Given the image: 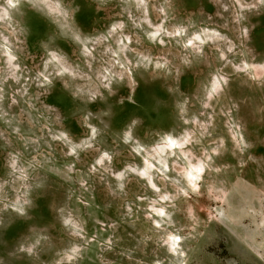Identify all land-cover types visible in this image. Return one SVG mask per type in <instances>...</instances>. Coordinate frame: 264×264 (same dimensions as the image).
<instances>
[{
    "label": "rangeland",
    "instance_id": "1",
    "mask_svg": "<svg viewBox=\"0 0 264 264\" xmlns=\"http://www.w3.org/2000/svg\"><path fill=\"white\" fill-rule=\"evenodd\" d=\"M0 264H264V3L0 0Z\"/></svg>",
    "mask_w": 264,
    "mask_h": 264
},
{
    "label": "clouds",
    "instance_id": "2",
    "mask_svg": "<svg viewBox=\"0 0 264 264\" xmlns=\"http://www.w3.org/2000/svg\"><path fill=\"white\" fill-rule=\"evenodd\" d=\"M21 2H23V0H21ZM260 2H261V3H264V0H260ZM177 34H179V33H177ZM195 39L198 40V39H199V36H196ZM95 101H96V100H92L91 102H95ZM132 122L134 123L135 120H133ZM73 151H75V149H73ZM105 159H110V157L108 156L107 153H104V154L102 155L101 159H99V160L97 161V163H98V164H102V163L104 162ZM149 167H151V165H149ZM165 167H166V165H165ZM141 175H147V173H146V172H143V173H141ZM122 177H123V173H120V174H118V176H117L118 179H120V178H122ZM121 187H123V186L121 185ZM153 187H155V186L153 185ZM163 199L167 200L168 197L165 196V197H163ZM177 239H178V237H177Z\"/></svg>",
    "mask_w": 264,
    "mask_h": 264
},
{
    "label": "bare ground",
    "instance_id": "3",
    "mask_svg": "<svg viewBox=\"0 0 264 264\" xmlns=\"http://www.w3.org/2000/svg\"><path fill=\"white\" fill-rule=\"evenodd\" d=\"M168 140H170V139H168ZM166 149H167L168 151H172V150H175L176 147H175L174 143L172 142V143L169 145V147H167Z\"/></svg>",
    "mask_w": 264,
    "mask_h": 264
}]
</instances>
